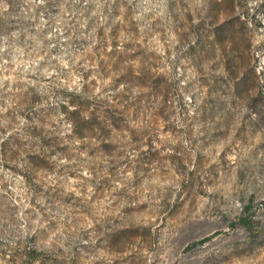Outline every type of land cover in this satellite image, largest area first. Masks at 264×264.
I'll list each match as a JSON object with an SVG mask.
<instances>
[{"label": "rangeland", "instance_id": "obj_1", "mask_svg": "<svg viewBox=\"0 0 264 264\" xmlns=\"http://www.w3.org/2000/svg\"><path fill=\"white\" fill-rule=\"evenodd\" d=\"M0 264H264V0H0Z\"/></svg>", "mask_w": 264, "mask_h": 264}, {"label": "trees", "instance_id": "obj_2", "mask_svg": "<svg viewBox=\"0 0 264 264\" xmlns=\"http://www.w3.org/2000/svg\"><path fill=\"white\" fill-rule=\"evenodd\" d=\"M71 124H72V131L79 136L85 135V127H87L88 119H85L79 115L78 110L70 111L69 113Z\"/></svg>", "mask_w": 264, "mask_h": 264}]
</instances>
